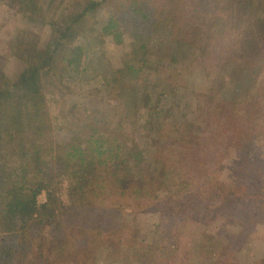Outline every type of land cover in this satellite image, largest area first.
<instances>
[{
	"label": "rangeland",
	"instance_id": "1",
	"mask_svg": "<svg viewBox=\"0 0 264 264\" xmlns=\"http://www.w3.org/2000/svg\"><path fill=\"white\" fill-rule=\"evenodd\" d=\"M94 1L41 0L48 19L42 22L0 0V87L13 84L30 58L47 48L54 36L49 20ZM118 1H104L91 27L71 35L55 54L46 68L50 74L42 77L44 104L31 111L50 119L56 141L65 142L92 129L98 106L114 118V128L122 127V142L139 144L145 159L126 165L112 199L135 203V182L144 168L163 171L166 186L157 197L142 193L147 211L134 219L140 236L109 230L102 247L70 264H264V54L261 60L241 59L239 50L228 48L242 28L226 0L208 3L205 14L198 9L202 0H150L151 9H160L149 20ZM160 3L181 26L171 19L159 23ZM113 17L121 40L103 32ZM208 31L220 44L204 54ZM258 42L264 50V38ZM234 128L244 139L240 146ZM183 133L188 144L179 140ZM188 151L197 161L191 166ZM218 186L237 193L229 198L237 206L213 216L204 209L220 200ZM46 200L43 190L38 204ZM167 207H176L179 216ZM166 227L176 234L163 233ZM47 231L44 226L41 236L48 250L64 246ZM149 244L158 247L155 254L148 255Z\"/></svg>",
	"mask_w": 264,
	"mask_h": 264
},
{
	"label": "trees",
	"instance_id": "2",
	"mask_svg": "<svg viewBox=\"0 0 264 264\" xmlns=\"http://www.w3.org/2000/svg\"><path fill=\"white\" fill-rule=\"evenodd\" d=\"M6 1L10 6L31 12L42 22L48 20L41 0ZM104 1H108L110 6L119 4L118 0L84 3L78 9L69 10L61 19L49 20L54 36L47 48L30 58L13 84L0 87V264H66V261L70 264L76 262V256L84 251H96L102 247L109 230H119L120 235L133 231L140 236L141 229L134 219L140 212L147 211L141 202L142 193L149 190L157 197L158 190L166 186L163 171L154 173V170L144 168L135 182L138 184L139 181V187L134 191L138 195L135 203L125 205L121 200L112 199L114 194L111 190L120 184L126 165L129 162L138 165L145 159L143 149L135 140L129 144L121 141L125 132H122V127L119 129L120 123L114 128V118L97 106V120L92 129L69 141L58 142L54 137L53 122L40 110L31 111L33 105L44 104L42 77L43 74H50L46 68L54 65L55 54L65 46L71 35L91 27L90 20L95 18ZM122 1L143 20L154 18L160 9L158 5L151 9L150 0ZM212 1L217 0L198 1L199 12L205 14L208 10L206 6ZM226 2L232 8V21L236 24L239 22L242 28L228 48L239 50L241 59L261 60L264 50H260L258 41L264 38V0ZM166 3L159 5V23L171 19L181 26L180 20L167 14ZM115 21L114 17L110 18L102 29L104 33L121 40V32ZM212 36L210 31L204 33V54L220 44L213 41ZM232 130L237 134L234 139L235 142L237 140L236 145L240 146L244 139L236 128ZM179 137L188 144L184 133ZM197 147H201L200 143ZM189 151L187 163L191 166L193 161H197L191 160L193 154ZM218 189V192L223 191L222 196L219 193L220 200L204 209L207 214L213 212V216L228 207L237 206L229 199L230 196L236 197L235 191L221 186ZM43 190L46 191L47 200L39 205L38 196ZM226 192L228 196H224ZM167 208L175 216L178 215L176 207L174 211ZM44 226H48V234L64 240V246L48 250L41 236ZM169 232L176 234L173 227H166L163 231L166 235ZM7 238L14 242H9ZM130 243L139 245L143 242ZM145 246L148 255L158 250L156 244Z\"/></svg>",
	"mask_w": 264,
	"mask_h": 264
}]
</instances>
